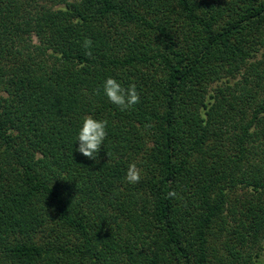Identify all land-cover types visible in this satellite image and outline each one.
<instances>
[{
	"label": "trees",
	"instance_id": "16d2710c",
	"mask_svg": "<svg viewBox=\"0 0 264 264\" xmlns=\"http://www.w3.org/2000/svg\"><path fill=\"white\" fill-rule=\"evenodd\" d=\"M108 77L140 102L121 112ZM0 91V264L261 256L264 0H0Z\"/></svg>",
	"mask_w": 264,
	"mask_h": 264
},
{
	"label": "clouds",
	"instance_id": "9594fccd",
	"mask_svg": "<svg viewBox=\"0 0 264 264\" xmlns=\"http://www.w3.org/2000/svg\"><path fill=\"white\" fill-rule=\"evenodd\" d=\"M93 41L86 38L83 41V47L88 49L86 55L91 56V47ZM104 93L108 100L114 104L121 112L129 111L134 105L140 102V95L137 91L135 84H130L127 89L123 88L121 83L113 78L108 77L105 79ZM107 120H98L91 115L83 117L82 126L80 127L77 140L79 146L76 149L84 157L90 160H97L98 153L108 135L107 133ZM125 180L130 184L139 183L141 180V170L137 167L135 163L128 165ZM175 191H169L167 193L168 198L176 197ZM255 264H264V255L260 256Z\"/></svg>",
	"mask_w": 264,
	"mask_h": 264
},
{
	"label": "rangeland",
	"instance_id": "374dc122",
	"mask_svg": "<svg viewBox=\"0 0 264 264\" xmlns=\"http://www.w3.org/2000/svg\"><path fill=\"white\" fill-rule=\"evenodd\" d=\"M34 42H37V38L34 37ZM4 94V92L0 91V97ZM264 255V243H263V250L261 252V256Z\"/></svg>",
	"mask_w": 264,
	"mask_h": 264
}]
</instances>
